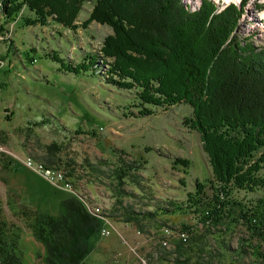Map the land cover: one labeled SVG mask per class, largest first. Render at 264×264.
I'll return each mask as SVG.
<instances>
[{
    "label": "rangeland",
    "instance_id": "1",
    "mask_svg": "<svg viewBox=\"0 0 264 264\" xmlns=\"http://www.w3.org/2000/svg\"><path fill=\"white\" fill-rule=\"evenodd\" d=\"M210 1L224 7L228 3L243 5L239 38L264 46V0ZM183 2L190 3L192 10L200 6L199 0ZM93 4L95 1L83 6L78 30L73 31L50 20L42 26H26L25 19H32L33 14L24 8L14 22L5 23L0 10V27L4 29L0 32V147L6 152L0 151V219L21 229L16 238L20 264H46L47 256L18 217L19 212L26 208L58 217L63 211L57 199L41 196L22 168L27 156L44 165L42 157L51 143L62 147L56 155L62 164L56 167L74 172L82 197L76 199L84 207L88 203L92 212V206L103 207H99L101 216L114 214L115 208L125 213L128 207L135 214L130 223L112 218L103 224L110 233L93 242L84 264H175L177 257L181 261L188 257L187 264H264V243L254 240L244 223L234 225L228 219L222 226L205 227L198 215L186 208L188 196L195 194V183H206L210 177L199 135L183 125L192 115L190 106H146L154 114L135 116L140 108L134 91L112 86L104 70L100 78L92 68L77 75L70 72L92 51H99L103 39L112 33L107 25L94 21L82 26ZM121 157L134 165L123 188L109 177ZM70 161L75 163L73 167ZM87 163L104 165L105 177L87 169ZM133 176L139 185L130 181ZM125 192L134 197L124 196ZM236 196L242 200L255 197L245 192ZM14 198L24 208L17 206ZM162 207L170 212H159ZM147 211L157 215L148 218ZM183 226L190 227V232H185L187 242L179 237ZM162 227L174 233L166 240L167 246L162 245Z\"/></svg>",
    "mask_w": 264,
    "mask_h": 264
},
{
    "label": "trees",
    "instance_id": "2",
    "mask_svg": "<svg viewBox=\"0 0 264 264\" xmlns=\"http://www.w3.org/2000/svg\"><path fill=\"white\" fill-rule=\"evenodd\" d=\"M92 1L95 4L82 26L94 21L107 25L112 33L103 39L99 51H92L70 72L77 75L92 68L98 78L105 74L112 86L134 91L140 108L135 116L154 114L146 106H190L192 115L183 125L199 135L210 177L206 183H195V194L188 196L186 208L193 210L205 227L222 226L228 219L234 225L244 223L250 236L264 243V46L256 47L251 39L239 38L243 5L224 7L199 0V8L192 10L184 0H0V10L5 23L14 22L24 8L33 14L32 19H25L26 26H42L50 20L73 31L78 30L83 6ZM53 59L60 61L56 56ZM60 151V145L48 144L42 157L44 165L58 170L56 166L62 163L56 155ZM70 162L73 167L75 163ZM130 163L121 157L110 180L126 186V178L133 173ZM175 163L188 165L183 160ZM103 166L87 163L85 167L105 177ZM64 173L76 197L63 202L58 217L40 215L14 201L24 208L18 217L45 248L46 264H84L101 233L102 221L87 213L88 203L84 207L76 199L82 197L74 172L67 169ZM137 180L133 176L130 181L139 185ZM240 192L255 197L242 200L236 196ZM123 195L134 197L127 192ZM158 210L169 211L166 207ZM112 212L104 216L124 223H130L135 215L131 207L125 213L116 208ZM153 215L157 213L147 211L145 216ZM19 230L0 219V264H20L16 252ZM182 231L180 234L187 236L190 227L183 226ZM175 260V264L189 263L188 257Z\"/></svg>",
    "mask_w": 264,
    "mask_h": 264
},
{
    "label": "built area",
    "instance_id": "3",
    "mask_svg": "<svg viewBox=\"0 0 264 264\" xmlns=\"http://www.w3.org/2000/svg\"><path fill=\"white\" fill-rule=\"evenodd\" d=\"M0 151H3V147H0ZM3 152H5V151H3ZM24 161L25 162H23V165L27 169L33 171L37 175H40L41 178L43 180H45L49 185H51V186H53L55 188H59L60 190L64 189L67 192L74 193V195L76 197L75 188L73 187L71 182H69V180L66 179L67 177L65 176V173L62 170L49 168L48 166L46 167L42 163L34 161V159L29 157V156H27ZM99 207L103 208L101 206H99ZM87 213L90 214L91 216H93L91 214V212H87ZM96 217H99L100 220L102 221V226L100 228V231H101L100 235L101 236L109 235L110 231H108L107 228L105 226H103V224H109V220H111V219L109 217H107V216H96ZM163 233H164L163 238L165 239V241H162V245L163 246H167V241L166 240L171 238V236H173L174 233H172L168 229H164ZM139 234H141V233L138 232V235ZM185 236H186L185 234H181L179 236L180 240L185 242L186 241V237Z\"/></svg>",
    "mask_w": 264,
    "mask_h": 264
},
{
    "label": "crops",
    "instance_id": "4",
    "mask_svg": "<svg viewBox=\"0 0 264 264\" xmlns=\"http://www.w3.org/2000/svg\"><path fill=\"white\" fill-rule=\"evenodd\" d=\"M22 166H23L22 168L24 169V171L26 172V174L29 175V176H27L28 180L31 179V180H33L35 182V184L39 188L38 192L41 194L42 197H44V198L46 197V199H48V198H55V199H57L62 204H63L64 201L69 200L70 198H73L70 195L69 196L66 195L63 192V189H61L62 190L61 191L59 188H55V187L49 185L45 180H43L41 178L40 175H37L33 171L27 169L24 165H22ZM14 171H17V170L14 169ZM30 187L33 188V185H30Z\"/></svg>",
    "mask_w": 264,
    "mask_h": 264
},
{
    "label": "bare ground",
    "instance_id": "5",
    "mask_svg": "<svg viewBox=\"0 0 264 264\" xmlns=\"http://www.w3.org/2000/svg\"><path fill=\"white\" fill-rule=\"evenodd\" d=\"M88 208L92 212L91 206H88ZM92 208H94V210H95L94 212H92V214L96 213V214L100 215L101 211H100L99 207H92Z\"/></svg>",
    "mask_w": 264,
    "mask_h": 264
}]
</instances>
